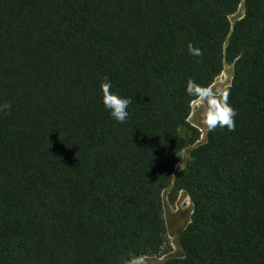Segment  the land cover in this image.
Returning a JSON list of instances; mask_svg holds the SVG:
<instances>
[{"label": "trees", "instance_id": "1", "mask_svg": "<svg viewBox=\"0 0 264 264\" xmlns=\"http://www.w3.org/2000/svg\"><path fill=\"white\" fill-rule=\"evenodd\" d=\"M225 64L235 130L206 132L176 170L199 136L186 82L210 87ZM105 76L132 99L124 123ZM3 103L0 264L159 255L179 192L183 254L160 264H264V0H0Z\"/></svg>", "mask_w": 264, "mask_h": 264}, {"label": "clouds", "instance_id": "2", "mask_svg": "<svg viewBox=\"0 0 264 264\" xmlns=\"http://www.w3.org/2000/svg\"><path fill=\"white\" fill-rule=\"evenodd\" d=\"M189 53L193 56L200 57L203 55L202 51L188 45ZM112 83L107 76L103 78L100 85L102 93L101 102L104 108L108 110L109 115L118 123H124L128 116V107L132 103V99L122 97L113 92ZM185 93L188 97L195 98L203 108L202 122L206 127L207 132L211 133L219 128H227L229 131L235 130L236 110L228 102L230 95L229 90H218L189 79L186 82ZM11 109V104H0V113L7 112ZM123 264H145L143 257L129 255Z\"/></svg>", "mask_w": 264, "mask_h": 264}, {"label": "rangeland", "instance_id": "3", "mask_svg": "<svg viewBox=\"0 0 264 264\" xmlns=\"http://www.w3.org/2000/svg\"><path fill=\"white\" fill-rule=\"evenodd\" d=\"M242 8H240L232 19L237 18L242 14ZM232 78V65L225 64L221 73L215 78L210 87L223 90L230 84ZM203 108L199 104L198 100L192 102L191 113L189 116V122L193 125L199 133L198 140L194 145L187 147L182 155L180 162L178 163L176 170L183 167L187 160L191 157V149L196 145L205 141L206 127L202 122ZM191 203L188 196L184 192H179L173 202L169 201L167 193H164V218L166 225V239L167 243L164 251L159 255L143 257L145 264H160L169 257L181 256L183 254L180 245V238L182 231L190 220Z\"/></svg>", "mask_w": 264, "mask_h": 264}]
</instances>
